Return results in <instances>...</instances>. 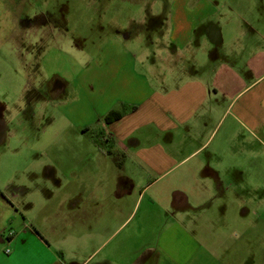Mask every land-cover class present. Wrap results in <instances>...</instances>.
I'll list each match as a JSON object with an SVG mask.
<instances>
[{"label": "crops", "instance_id": "crops-1", "mask_svg": "<svg viewBox=\"0 0 264 264\" xmlns=\"http://www.w3.org/2000/svg\"><path fill=\"white\" fill-rule=\"evenodd\" d=\"M168 4L143 10L139 21L130 17L129 28L102 41L86 69L80 65L74 74L62 73L59 87L34 90L27 119L6 120L0 90V264H63L62 248L52 247L49 240L52 233L59 228L62 238H93L107 232L117 211L123 214L129 205L128 217L132 215L134 189H141L137 202L151 185L140 183L149 172L157 178L177 172L173 192H181L178 201L190 195L187 188L204 191L208 201L215 191L223 196L229 190L218 191L214 180L193 184L189 176L221 179L236 169L228 168L227 158L241 160L252 153L264 158V0ZM148 22L157 25V33L142 43L138 58L129 40L138 38L134 31L145 36ZM29 27L40 31L39 26ZM51 41L60 50L58 39L46 43ZM149 48H156L151 56ZM61 53L72 61L67 67L78 64L68 50ZM13 106L17 113L26 110L18 103ZM120 109L118 120L104 122L110 110ZM42 118L47 128L36 135ZM84 130H102V143H94ZM237 164L242 174L246 167ZM179 179L185 180V188L177 184ZM165 186L151 195L147 210L157 204V191ZM235 190L230 202L241 210L235 236L255 240L259 235L252 228L254 232L256 222L264 223L258 200L246 198L239 187ZM218 206L223 198L208 201L205 208L212 212ZM40 212L44 229L33 223ZM21 228L43 235L34 239L38 251L29 244L20 248ZM189 228L173 220L130 264H264L259 249L245 252L229 246L219 253L202 246ZM20 256L27 261L14 262Z\"/></svg>", "mask_w": 264, "mask_h": 264}, {"label": "rangeland", "instance_id": "rangeland-1", "mask_svg": "<svg viewBox=\"0 0 264 264\" xmlns=\"http://www.w3.org/2000/svg\"><path fill=\"white\" fill-rule=\"evenodd\" d=\"M214 1L217 6H220L221 2L226 0ZM169 2L170 0H0V90L3 93L6 120L10 121L19 116L21 119H27L29 116L27 105L34 90L59 87L63 81L62 73L74 74L81 69V66L86 69L102 41L109 39L115 30L122 34L129 28L127 24L130 17L137 18L139 21L144 16L143 10L163 9L169 6ZM46 23L49 24L47 31L44 28ZM29 24H32L33 28L39 26L37 29L40 31L30 29ZM146 25L152 28L149 30L146 26L145 36L140 31H134L139 34L138 38L133 36L129 40L132 44L130 48L138 58L141 55L142 43L150 42L157 33L155 29L157 25H151V22ZM61 26L64 27V31L59 29ZM37 36L40 39L34 44ZM54 39H58L60 50L56 51V48L51 46L53 41L46 43L47 40ZM15 40H20L21 44H17ZM155 49H148L149 56ZM66 50L70 59L73 58L78 64L66 66L65 63H72L61 53ZM15 103H18L20 108L26 107V110L17 113L14 111ZM46 128L45 119H40L34 129L36 135H43ZM226 162L228 168H236L232 170L234 175H227L221 179L205 174L198 177L189 176L193 184L199 179H202V183L214 180V186L219 188L218 191L224 188L229 190L223 196L214 192V198L208 201L218 202L220 198H223V206L214 208L212 212H208L205 208L208 201L204 198L205 192H200V189L194 191L187 188L191 191L190 195L178 201L181 192L175 190L173 192L177 172L174 174L171 170L168 175L161 178H157L156 173L149 172L140 183L145 185L152 181L151 185L148 186V190L141 192L137 202L136 195L141 189L140 187L134 189L133 213L130 217L128 216L132 209L126 205L123 214L117 211L111 223L113 225L111 229L93 238H88L86 235L62 238L57 236L58 228L49 238L52 247L62 248L63 256L60 257L63 258V264H130L140 257L139 253L149 241L155 242L160 232L167 229L173 220H178L188 228L191 226L189 228L191 233L194 232L200 237L202 246L213 247L219 253L231 246L245 252L253 250L255 252V249H259L263 254L264 223L256 222L258 226L254 227V232H252L253 228L251 230V233L255 236L259 235V238L237 240L238 236L235 234L240 227L241 210L235 202L230 201H233L232 198L236 195L235 188L239 187L246 198L252 197L258 200L257 212L260 217H264V158L262 156L259 159L252 153L251 158L241 160L227 158ZM237 163L244 164L246 167L242 174L237 173ZM216 180L219 181L216 182ZM184 181L179 179L176 182L185 188ZM161 186H165L157 191L161 198L157 199L156 205L149 206L147 210L146 203ZM176 187L183 191L180 186ZM35 217L33 223L44 229L45 220L42 213L36 214ZM215 217L225 224L219 223ZM20 232L22 233L19 238L20 248L27 247L29 244L33 252L38 251V244L34 239L43 235L38 230L37 235L35 233L30 235L22 228ZM220 232L227 237L216 238ZM52 250L56 255L55 249ZM25 261H27L26 258L22 256L14 259V262Z\"/></svg>", "mask_w": 264, "mask_h": 264}, {"label": "trees", "instance_id": "trees-1", "mask_svg": "<svg viewBox=\"0 0 264 264\" xmlns=\"http://www.w3.org/2000/svg\"><path fill=\"white\" fill-rule=\"evenodd\" d=\"M122 114H123V109L110 110L105 116L104 122L107 124L112 123L113 121L118 120L122 116ZM84 131L90 136V138L92 139V141H94V143L99 144V145L102 143L101 139L104 134L102 130H94L91 132L89 131L87 132V130H84Z\"/></svg>", "mask_w": 264, "mask_h": 264}, {"label": "snow or ice", "instance_id": "snow-or-ice-1", "mask_svg": "<svg viewBox=\"0 0 264 264\" xmlns=\"http://www.w3.org/2000/svg\"><path fill=\"white\" fill-rule=\"evenodd\" d=\"M26 264H41V262L40 261L33 260V261L26 262Z\"/></svg>", "mask_w": 264, "mask_h": 264}]
</instances>
